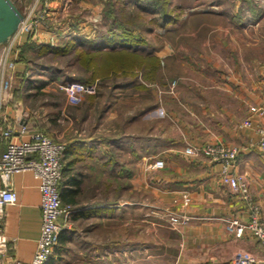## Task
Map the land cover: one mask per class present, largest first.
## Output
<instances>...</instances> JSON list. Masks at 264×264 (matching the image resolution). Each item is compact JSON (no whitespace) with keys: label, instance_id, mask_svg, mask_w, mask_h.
I'll list each match as a JSON object with an SVG mask.
<instances>
[{"label":"crops","instance_id":"0c3cea01","mask_svg":"<svg viewBox=\"0 0 264 264\" xmlns=\"http://www.w3.org/2000/svg\"><path fill=\"white\" fill-rule=\"evenodd\" d=\"M19 1L27 14L28 0ZM44 1L51 28L42 25L34 34L19 35L12 85L30 76L26 47H58L69 35H94L87 26L91 16L77 17L75 12L90 11L96 7L93 0ZM60 17L63 23L52 21ZM244 25L231 27L234 34L247 32ZM231 40L233 55L227 57L155 52L162 59L157 80L166 84L179 79L176 98L143 90V73L136 71L101 80L97 94L80 105L70 104L62 93L49 118L46 110L25 98L17 101L11 92L0 114V157L6 148L1 131L10 125L16 139L28 140L44 130L65 146L60 195L71 212L60 217L67 227L45 264H156L168 258L170 264H234L243 254L264 264V244L258 238L249 231L237 235L227 230L228 219L247 223L251 213L222 180L221 163L202 152H186L215 143L238 148L232 171L248 181L264 221V153L257 131L264 127V116L251 110L264 107V55L249 54L254 47L248 42L239 46L233 35ZM23 91L29 96L38 89ZM23 125L25 134L20 131ZM157 160L164 161V168L153 166ZM12 182L18 201L5 209L2 229L10 242L0 264L31 262L41 234L39 179L25 171L15 174ZM185 193L191 198L187 206ZM165 211L191 219L172 227Z\"/></svg>","mask_w":264,"mask_h":264},{"label":"rangeland","instance_id":"374dc122","mask_svg":"<svg viewBox=\"0 0 264 264\" xmlns=\"http://www.w3.org/2000/svg\"><path fill=\"white\" fill-rule=\"evenodd\" d=\"M12 1L22 10V4L19 0ZM38 1L28 0L27 9H25L28 14L32 11V16H35V21H33L37 27L36 31H40L42 25L51 28L47 27L49 19L43 9L46 2L44 0ZM36 2L37 6L34 7ZM150 3L148 0H116L114 5L111 0H93L92 4L96 7H91L90 11L87 10L88 8H82L75 12L77 17L87 14L91 16L92 19L89 18L91 20L85 19V21H90L87 22V26L90 28L89 32L94 35L120 33L121 28H125V31H129L137 37L138 41L135 48L145 56L160 57L155 52L165 49L171 57L195 58L201 55L212 56L216 54L227 57V55H233L231 35L239 46L248 42L251 47H254L251 48L249 54L256 55L259 51L264 55V13H262L264 0H170L169 2L160 0L156 5ZM92 8L99 10V14L94 15L91 12L93 11ZM236 9H239V12ZM30 21L28 24H33V21ZM52 21L59 24L63 23L64 19L60 17L57 20L54 18ZM237 24H245L247 32L238 31L234 34L231 27L237 26ZM68 37L71 39L72 35ZM217 40H219L218 45L220 46L217 45ZM49 46L52 47V45ZM24 54L26 59H29L30 76L26 79L27 81L25 79L15 80L10 88V93H15L17 101L25 98L28 100V104L37 106L42 111L46 110L49 118V113L52 106L56 104V99L61 98L63 94L65 95L61 86L64 84L66 76L70 73L79 75L80 69L77 66H71L74 57L55 58L47 52L42 53L41 49L37 50L32 45L25 48ZM160 61L162 62V59ZM157 79V74L154 76L150 73L145 76L142 74L140 78L142 85L140 86L143 90L149 89L160 97L164 94L177 97L178 78H171L166 84ZM24 88L27 91L38 89V92L25 96ZM146 95L144 92L143 96ZM157 130L156 128V132ZM164 216L169 222L167 213H164ZM156 264H170V259L161 262L156 260Z\"/></svg>","mask_w":264,"mask_h":264},{"label":"built area","instance_id":"2783aa9c","mask_svg":"<svg viewBox=\"0 0 264 264\" xmlns=\"http://www.w3.org/2000/svg\"><path fill=\"white\" fill-rule=\"evenodd\" d=\"M37 2H39L37 0ZM37 2L34 7L37 6ZM45 10V9H44ZM45 12V11H44ZM24 14L19 31L14 38L0 48V114L4 104L11 97L13 71L16 53V41L19 35L29 32L35 33V16ZM32 18V19H31ZM34 20L33 24H28ZM90 33L87 34L89 36ZM17 56V55H16ZM70 104L80 105L85 103L92 95H96L99 89V81L86 84L76 80L64 82L61 86ZM251 110L264 116V107H252ZM21 134L27 132V127H21ZM259 149L264 153V127H259ZM2 138L6 143L5 151L0 157V257L9 251V239L2 229L5 209L18 201V194L13 186V176L20 172L31 171L40 181L42 225L37 249L31 262L23 263L14 261L13 264H45L51 257L55 247L60 241L62 232L67 224L60 222L61 216H67L71 212L69 206H64L60 195V183L63 176V157L65 146L53 141L44 133H33L28 140L16 139V130L10 125L1 131ZM189 154L202 152L213 162L222 165V180L228 184L234 193L248 204L250 219L247 223L239 218H231L226 221L227 230L237 235H243L246 231L251 232L264 244V221L261 218V208L252 198L249 183L246 178L237 174L232 169L237 165L239 150L236 147H227L223 143H215L201 148L190 147L186 151ZM155 168L164 167V161L157 160ZM184 205L191 202L188 194L183 195ZM167 217L171 226L186 224L190 217L168 211ZM234 264H255V259L249 255L238 256Z\"/></svg>","mask_w":264,"mask_h":264},{"label":"trees","instance_id":"16d2710c","mask_svg":"<svg viewBox=\"0 0 264 264\" xmlns=\"http://www.w3.org/2000/svg\"><path fill=\"white\" fill-rule=\"evenodd\" d=\"M115 1L111 0L112 4L115 5ZM159 1L148 0L151 5H156ZM125 30V28H121L120 33L112 32L109 35H95L94 37L79 35L69 39L63 46H44L41 47V50L42 53L47 52L55 58L74 57L71 66H77L81 73L79 75L68 74L64 82L76 80L91 84L117 73L134 71L137 73L141 71L144 76L147 73L153 76L158 74L161 68L159 57L141 54L142 52L135 48L137 37ZM40 132L46 133L44 130H40Z\"/></svg>","mask_w":264,"mask_h":264},{"label":"water","instance_id":"95a60500","mask_svg":"<svg viewBox=\"0 0 264 264\" xmlns=\"http://www.w3.org/2000/svg\"><path fill=\"white\" fill-rule=\"evenodd\" d=\"M24 13L12 0H0V48L19 31Z\"/></svg>","mask_w":264,"mask_h":264}]
</instances>
